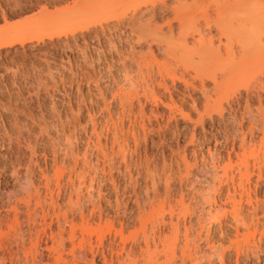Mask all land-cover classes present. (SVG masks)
Listing matches in <instances>:
<instances>
[{
    "label": "rangeland",
    "instance_id": "374dc122",
    "mask_svg": "<svg viewBox=\"0 0 264 264\" xmlns=\"http://www.w3.org/2000/svg\"><path fill=\"white\" fill-rule=\"evenodd\" d=\"M162 1L0 0V264H55L50 236L57 220L80 226L82 218L86 230L96 231L84 235L94 246L95 264H117L120 223L132 230L137 206L151 201L155 208L166 195V205L182 198L194 205V213L179 223L195 230L202 226L201 249L213 245L224 252L223 264H264V154L258 148L261 133L251 129L248 117L251 111L254 123L264 124V92L258 86L264 85V63L243 79L250 93L240 81L217 95L206 80L203 91L195 81L198 89L189 88V96L179 76L186 70L193 75L199 54L175 49L163 57L155 45L150 53L135 30L148 18L145 10ZM164 1L167 10L155 14L156 26L176 17L175 28L181 21L189 42L198 33L215 36L210 23L217 0H184L176 11L170 10L176 0ZM241 161L249 173L252 205L258 201L256 214L246 197L239 205L237 216L245 226L226 201L232 185L220 179L226 169L237 182L239 170H245ZM217 205L226 212L217 214ZM207 211L218 220L210 221ZM64 222L67 238L71 222ZM246 226L249 234L255 232L247 245L241 239ZM235 237L243 242L237 243L244 250L240 256ZM66 246L70 251L69 242ZM66 252L63 259L72 264ZM217 261L206 257L199 263Z\"/></svg>",
    "mask_w": 264,
    "mask_h": 264
},
{
    "label": "bare ground",
    "instance_id": "6f19581e",
    "mask_svg": "<svg viewBox=\"0 0 264 264\" xmlns=\"http://www.w3.org/2000/svg\"><path fill=\"white\" fill-rule=\"evenodd\" d=\"M183 1L184 0H176L175 1L176 6H174L173 8H170V10L176 11V9L183 4L182 3ZM192 1L195 2L198 0H192ZM166 10H167V6H166V3L164 0L161 2L160 7L156 8L154 6L151 9L145 10V13H147L149 16L147 19L145 18L144 21L140 20L141 23H139V25L135 28V30L140 31L142 33L141 34L142 39H143L142 45H144L150 53L152 52L151 46L155 45L156 50L158 52H161L163 57L164 56L169 57V55L172 52H174L175 49H182V50L184 49L186 51H191L190 53L194 52V54H195V52H196V54L197 53L199 54V56H200V58H199L200 61L198 62L199 65L197 64L198 65L197 67L192 68L193 75L191 74L192 76L189 75V77H188L186 75L188 70H186V73H182L179 76V78L185 84L186 92L188 93L189 96L191 95L189 88H191L192 90L198 89L197 86L195 85V81L199 82L198 87L201 89V91H203V89L205 88V81L206 80H209L212 82L213 90L215 91V93L217 95L225 94L226 92L230 91L232 87L234 89L235 85H237L236 83H241L244 80H247L246 77L247 78L249 77L248 75H250L252 73L251 71H253V69L254 70L258 69L260 64L264 63V0H217L215 10H214V17L211 18V20L212 19L213 20H212V23H210V24H213V28L215 30V36L203 37L204 35L201 36L202 34L200 35V33H198L199 30H197V31L195 30L199 36L197 35V38H195L193 36L191 38V42H189L187 40V36L184 33V27H183V24L181 21H178L177 26L175 28L173 21L177 20L176 17L174 18L173 21H169L163 26H156L154 24L155 14L157 12L163 13ZM140 15L142 16L143 14H140ZM137 20H139V18ZM175 29H176V31H175ZM195 31H194V34L196 35L197 33H195ZM175 32H176V34H175ZM13 42H15V41H13ZM139 44H141V43H139ZM139 48H141L140 45H139ZM191 62H192V60H191ZM200 62H202V63H200ZM185 67H188V66H185ZM249 69H250V71H249ZM248 72L249 73L251 72V73L247 74ZM246 74H247V76H246ZM170 77H172L174 79L177 78L175 73H172V75ZM179 78H177V79H179ZM247 82H249V81H247ZM241 84H243V87H244V85H246L247 83H246V81H244V83H241ZM247 85L249 86V84H247ZM248 86L244 87V88H247L246 89L247 91L249 89L251 90L250 87L248 89ZM258 86L261 87V91H262L261 93H263L264 92V85L261 83V85L259 84ZM246 90H245V92H247ZM234 92L235 91H233L232 93H234ZM247 93H246V95H248ZM254 93L255 92H253V94L251 93L252 96L256 95L258 97L259 103H260L259 94L257 95L256 93L255 94ZM247 100H249V99H247ZM192 103H193V110L196 113L199 121L202 120V115L199 113V110L195 107V100H192ZM208 108H209V105H208L207 101L205 100L204 110L207 111ZM189 117L190 116L187 115V119H191ZM248 117L251 120V122H250L251 129L253 128V126H255V128H257L256 130L260 131V133H261V138H259L260 141H259V145H258L259 147L258 148H259V152L261 153V150H263L262 152L264 154V126H262L263 123H262V121H260L258 119L260 121V124H259V126H257V124L254 123V121H255L254 119H256L255 118L256 115L253 114V112H251V111H249ZM241 145H243V144H241ZM252 151L253 150L250 149L249 152H252ZM241 152H243V151H241ZM259 152H256V157L258 156ZM241 155H244V154H241ZM250 155H251L250 157L255 156L254 152L251 153ZM245 158H247V157H245ZM262 158L263 157H261V159ZM243 159H241V160H243ZM123 160H124V158H123ZM244 160H246V159H244ZM239 163H243V164H241V166L242 165L244 166L245 162L241 161ZM235 165H236V162H235ZM238 167H240V166L238 165ZM244 169L245 170L243 172H242V170H239V172H238V170L236 171V172H238V176H239V178H237V180H238L237 182L234 181L235 178L233 176H231L230 178L227 177L226 169H223L224 170L222 173L223 175L220 177V179L225 178L226 179L225 182H227V184H228V181H229V183L232 185V192L229 190L227 191L226 201L232 205V208L234 209V211L232 210L233 212H235V210H236L237 214L235 212L236 215H234L233 217L236 216L239 219V221H238V219L236 218V221H238L239 223H243L241 225H244L246 223V221L244 220V218L240 219L241 217L237 216V215H238V212L240 211L239 205L242 203V201H244L243 200L244 197H246V203H248V208H249V206L251 207V208H249V210L252 209L254 211L255 210L254 206L256 204L258 205V201L257 202L255 201L256 204L254 206L252 205L253 202L250 198V192L246 188V183L249 185V180H250L246 165L244 166ZM58 173H59V171H57V174ZM257 175H258L257 179L262 180L260 168H258V174ZM24 179H26V178H24ZM165 181H167V180H165ZM220 182H221V180H220ZM146 188L147 187H145V189ZM23 191H24V189H23ZM147 192H149V191H147ZM154 193H156V192H154ZM199 195H201V194H199ZM154 196H155V194H154ZM166 198H169V197H167V195H166ZM166 198H164V199L162 198L163 199L162 201L161 200L157 201L158 203L156 204L155 208H154L155 205H153V203L151 201H148L147 204L144 203L141 206L138 205L136 214H134V216H133V222L134 223H133L132 230L131 229L129 230L128 229L129 227L127 228V224L125 222L120 223L119 231H117V234L119 235V238H120V248H119V253H118L117 264H177V263L178 264H200L199 261L201 259L204 260L206 257L209 261H212L213 259H215L216 261L219 260L220 264H223L224 252H222V251L220 252L213 245L212 246L206 245V247H207V248L205 247L206 250L201 249L199 242H201L203 240L202 239L203 238L202 237V231H204V229L201 228L202 226H200L199 229L195 230L191 226H188V227L182 226L181 227V225L179 223L180 217L185 218L186 215L189 216L190 214L194 213V210H195L194 205H191L190 203H186L187 201L184 202L185 200H183V198L180 199L175 204H170L171 201L169 200L168 204L166 205V203L164 201V200H166ZM8 199H10V198H8ZM146 199L149 200V198H146ZM158 199H160V198H158ZM204 199H205V197H204V195H202L201 201ZM151 200H152V198H151ZM199 200H200V198H199ZM204 201L206 204L207 203L209 204V201H207V202H206V200H204ZM204 201H203V203H204ZM195 202H192V203H195ZM214 203L215 202H213V204ZM140 204H142V202ZM201 204H202V202H201ZM210 204H212V203H210ZM214 205H216V203ZM202 207H203V205H202ZM207 207H208V205H207ZM210 207H211V205H210ZM211 208H213V207H211ZM256 208H258V206ZM146 209L147 210L149 209V211H148L149 213H145ZM223 209H224L223 205L222 206H220V205L216 206V212L217 211L226 212V211H223ZM237 209H238V211H237ZM208 212L209 211H207L205 213L208 214V219L210 217H212L211 219H209L210 221L211 220L213 221L215 218H217V217H215L216 216L215 212H214V218L212 216L213 213L211 215V213H208ZM252 212H250V213L252 214ZM254 213H255V211L253 212V214ZM124 214H125V212H124ZM217 214H218V212H217ZM165 215H168L169 220L167 222L164 220ZM209 215H210V217H209ZM84 219L82 218L80 226H77L76 223L75 224L72 223V220L71 221L66 220L67 222H71V226H70L69 233L67 234V238H65L66 237L65 232L67 230L65 231L64 228L62 227L63 225L61 226V224H60L62 221L64 222L65 220L60 221V219H59V222L57 220V223H59L60 225L57 224V228H56L57 231H55V233H53L50 236L51 240H52V244L54 245V247L56 246V248H57V249L52 248L56 252L55 253L56 257L54 256L55 257V259H54L55 264L56 263L68 264V262L66 261L67 258L63 259L64 254L62 255L63 252L64 253L66 252L64 250L65 248L68 250V248L66 246L67 242H69L71 245V248L69 249L70 251H68V252L71 254V255L69 254V256H72V264H77V263L79 264L81 261H84L85 263L89 261V264H95L94 260H95L96 254H95V251L93 248L94 246L90 243L89 240H88L89 242H86L85 237H84V235H88V236L91 235L94 230L92 232L90 231L91 229L86 230L88 223H86L87 221L84 222ZM155 219H158V220L161 219L162 220L161 226L163 227V229H165L164 232H162L163 230L161 229V226L158 225V223H157L158 221H156ZM233 219L235 220V218H233ZM216 220H218V218ZM252 221L253 220H251V222ZM67 222H64V223H66V225L64 223H62V224L67 226ZM154 222L156 223V225ZM137 223H138V226H136ZM250 223L248 225H250ZM252 224H251V227H252ZM246 225H247V223H246ZM246 228H247V226H246ZM249 228H250V226H248V228L246 229V230H248V232L246 234L244 233V235L241 238V239H243L244 244L246 243V245L249 242L248 238H250L248 236H250V234L252 233L251 232L249 234ZM77 229L80 232V237H77V234H78ZM236 231H237V229H236ZM254 231L257 232V230H254ZM94 232H96V231H94ZM253 233L255 234V232H253ZM99 234H101V232ZM254 234H251V236L253 237ZM239 236H241V235H239ZM88 238H90V236ZM102 238L103 237L98 238V240L100 241L99 242L100 245H101ZM235 239H236V237H235ZM75 241H76V244H75ZM36 242H38V241H36ZM240 242H241V240H239V242H238V239H236L235 251H236V254H238L239 256L241 254H243V251H244V250L241 251V249L243 248V246H241V244H238L241 247L237 246V243H240ZM252 242H254V241H252ZM241 243H243V242H241ZM250 244H248V245H250ZM246 245H244V246H246ZM236 246H237V248H236ZM255 246H256V244H255ZM257 247H256V250H258ZM246 248H248V247H246ZM250 249H252V248H250ZM256 250H254V252H256ZM245 251H246V249H245ZM68 252H66V253H68ZM87 254L90 255L89 259L87 257ZM257 254H256V257H257ZM244 257H245V255H244ZM103 260L105 261L104 256H103ZM257 260H258V258H257ZM84 262H82V264H85Z\"/></svg>",
    "mask_w": 264,
    "mask_h": 264
}]
</instances>
